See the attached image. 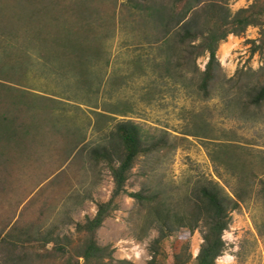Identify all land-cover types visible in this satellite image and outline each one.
Listing matches in <instances>:
<instances>
[{
    "label": "rangeland",
    "instance_id": "rangeland-1",
    "mask_svg": "<svg viewBox=\"0 0 264 264\" xmlns=\"http://www.w3.org/2000/svg\"><path fill=\"white\" fill-rule=\"evenodd\" d=\"M104 1L101 14L89 21L100 41L89 64L74 68L75 56L47 62L58 48L42 37L31 40L18 20L12 21L20 26L17 38L0 31V66L11 78L0 80L33 93L26 114L37 126L26 132L27 151V146L9 148L14 159L3 169L9 172L10 192L0 196V221L6 215L11 224L26 220L35 225L36 236L52 232L73 247L80 244L77 225L94 218L97 205L108 202L114 190L108 166L97 163L93 152L119 146L116 128L131 122L147 143L164 139L168 148L139 159L126 184L128 194L159 193L174 213L186 215L202 186L218 183L231 197L245 188L216 264H264V104L248 102L249 92L264 86V49L253 52L261 45L260 29L220 43L221 67L207 97L199 86L208 57L178 67V56L157 40L159 30L149 14L153 1ZM252 2L230 0L229 7L237 12ZM165 5L170 8L171 0ZM65 37L52 36L51 42ZM128 194L117 200L118 209L97 240L112 246L116 260L149 264L159 226ZM203 231L200 226L194 234L175 232L164 242L165 264H173L175 249L182 246H188L194 264Z\"/></svg>",
    "mask_w": 264,
    "mask_h": 264
},
{
    "label": "trees",
    "instance_id": "trees-1",
    "mask_svg": "<svg viewBox=\"0 0 264 264\" xmlns=\"http://www.w3.org/2000/svg\"><path fill=\"white\" fill-rule=\"evenodd\" d=\"M136 1H153L155 4L149 14L159 30L157 40L165 44L166 51H173L178 56V67L191 63L195 66L199 58L208 57L199 86L204 96H209L210 86L221 67L217 58L220 43L230 36L240 37L253 27L260 29L262 36L261 45L255 46L253 52L264 49V0H253L249 7L237 12L230 9V0H171L170 8L165 5L167 0ZM1 4L0 12L5 10L6 13L0 14L1 35L17 38L20 26L12 21H20L31 40L42 37L53 48H58L56 55L46 59L47 62L59 59V63L64 56L70 59L75 56L76 60L72 62L75 68L89 64L90 54L97 49L96 45L100 47L99 32L91 28L93 25L89 21L101 14L104 0H0ZM6 7H11L9 13ZM84 19L88 21L87 28H83L81 21ZM65 35L68 37H65L66 40L51 42L52 36L58 39ZM170 40H173L172 46L168 43ZM0 41L3 40L0 38ZM3 67L0 66V78L8 79L4 77L7 73H4ZM11 69L15 71L13 67ZM32 94L0 80V196L3 197L10 192L7 184L9 172L3 169L14 159L9 148L14 145L27 146V151L30 145L24 138H28L27 131L32 132L37 127L26 114L31 111L29 102ZM248 102L261 107L264 104V86L250 91ZM114 135L119 146H104L93 152L97 163L108 166L114 180V190L108 202L97 205L94 218L77 225L76 232L82 235L81 243L73 247L70 240H62L52 232L36 236L32 233L35 225L27 226L28 221L18 222L19 219L11 224L8 219L11 221L12 217L6 215L0 221V264H48L50 261H60V264H133L128 260H116L112 246H101L97 234L118 209L117 200L128 194L126 184L139 159L167 149L168 143L164 139L147 143L140 128L131 122L118 124ZM74 144L77 146L79 142ZM244 192L245 188H241L239 193L236 192V197H231L218 183L212 182L196 191L190 201L192 210L186 215L174 213L159 193L141 191L128 194L152 214L159 226V236L150 247L152 259L149 264H165L167 255L164 242L175 232L186 229L194 234L200 226L204 228L203 243L194 264H216L226 251L223 237L232 221L231 212L239 208ZM51 244L53 246L49 248ZM191 260L188 246L175 249L173 264H190Z\"/></svg>",
    "mask_w": 264,
    "mask_h": 264
}]
</instances>
